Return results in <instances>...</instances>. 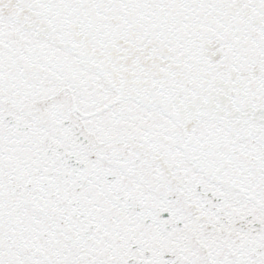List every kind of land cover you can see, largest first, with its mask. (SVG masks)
Masks as SVG:
<instances>
[{"label": "snow or ice", "instance_id": "1", "mask_svg": "<svg viewBox=\"0 0 264 264\" xmlns=\"http://www.w3.org/2000/svg\"><path fill=\"white\" fill-rule=\"evenodd\" d=\"M0 264H264V0H0Z\"/></svg>", "mask_w": 264, "mask_h": 264}]
</instances>
